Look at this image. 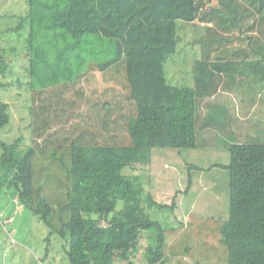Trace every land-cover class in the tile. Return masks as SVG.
Returning <instances> with one entry per match:
<instances>
[{
    "label": "trees",
    "instance_id": "1",
    "mask_svg": "<svg viewBox=\"0 0 264 264\" xmlns=\"http://www.w3.org/2000/svg\"><path fill=\"white\" fill-rule=\"evenodd\" d=\"M27 3L7 32L28 29L31 143L0 139V193L14 188L50 229L48 240L64 239L69 264H135L140 255L144 264H264V136L236 132L238 119L219 93L235 92L241 102L250 94L248 104L262 110L264 0ZM184 40L201 48L195 82L172 85L166 63ZM6 42L0 79L12 72ZM9 109L0 100V129ZM221 136L229 163L186 165L228 171L229 217L191 212L164 227L149 210L174 212L181 191L159 202L144 177L126 170L150 168L157 148H208ZM188 181L185 193L191 174Z\"/></svg>",
    "mask_w": 264,
    "mask_h": 264
},
{
    "label": "rangeland",
    "instance_id": "2",
    "mask_svg": "<svg viewBox=\"0 0 264 264\" xmlns=\"http://www.w3.org/2000/svg\"><path fill=\"white\" fill-rule=\"evenodd\" d=\"M28 11L27 0H0V40L7 41L4 45L8 59L11 60L12 72L8 78L0 79L1 82L11 83V86L0 88V100L10 104L11 120L9 124L0 129V139L12 142L18 137L24 140V147L31 143L30 111L31 92L26 84V43L28 29L20 32H7V29L16 27L20 16ZM186 40L188 37L185 35ZM184 40L180 43L177 52L166 63V77L172 85H189L195 82L193 75V59L195 56L191 46ZM21 80V81H20ZM22 82V84H20ZM221 95L227 96L222 102L236 107L247 108L250 94H244L247 101L241 102V96L235 92L220 89ZM262 94V93H261ZM213 98V97H212ZM260 98V110L255 106V118L245 119L244 125L253 121L254 126H248L246 133L257 137L264 136V92ZM216 96L213 101L220 100ZM253 111V109H251ZM229 125L230 123L222 119ZM257 124H256V122ZM260 121L261 123H258ZM224 125V126H226ZM236 127V125L234 126ZM246 140V139H245ZM216 142V140H214ZM221 136L218 143H213L210 148L168 150L155 149V163L152 166L138 169L128 168V174H140L142 182L147 189H151L159 202L171 203L174 194L181 191L177 201L179 207L174 210H149L151 217L159 221L164 227L176 226L185 222L191 212H199L205 216H216L227 219L229 217V178L228 171L214 167L210 170H188L186 164H195L201 168H208L215 163L226 164L230 162V154ZM191 174L193 183L188 192H183L188 187V178ZM123 206L120 202L118 209ZM12 218L11 223L7 222ZM50 235V229L29 209L20 205L17 200V191L14 188L0 193V264H69L64 248V239L58 234ZM141 240V247L148 245L145 232ZM135 264H144L141 255L135 259Z\"/></svg>",
    "mask_w": 264,
    "mask_h": 264
},
{
    "label": "crops",
    "instance_id": "3",
    "mask_svg": "<svg viewBox=\"0 0 264 264\" xmlns=\"http://www.w3.org/2000/svg\"><path fill=\"white\" fill-rule=\"evenodd\" d=\"M191 25L192 24H188V30H192L191 29ZM210 26H212V24H209ZM190 35H192V31L190 32ZM189 37H191V36H189ZM194 52H195V58L194 59H198L199 57H200V55H201V48L199 47V46H196L195 48H194ZM194 59H193V61H194ZM192 84V83H191ZM203 102H205V101H203ZM226 103V102H225ZM225 105H229L230 107V109L229 108H227V110H229L230 111V113L232 114V115H234V117L235 118H237L238 120L234 123L235 125H236V127H235V131L236 132H243V133H245V129H247V127H248V125L247 124H245L244 125V120L245 119H250V118H252L253 117V112H254V110H255V106L256 105H253L252 107H247V108H240V107H236V103H234L233 105H230V102H229V104H225ZM251 109H253V111H251ZM204 113H206V110L204 111ZM230 114H229V112H228V116H229ZM227 116V117H228ZM229 118V117H228ZM228 118H226V119H228ZM230 123V122H229ZM230 128H231V126L230 125H228ZM232 132V131H231ZM208 148H210V147H208ZM17 200H18V198H17ZM18 203H19V200H18ZM20 204V203H19ZM20 205H22V204H20ZM23 206V205H22ZM177 207H179V205L177 206ZM7 222H9V223H11L12 221H13V219L12 218H8L7 220H6Z\"/></svg>",
    "mask_w": 264,
    "mask_h": 264
}]
</instances>
